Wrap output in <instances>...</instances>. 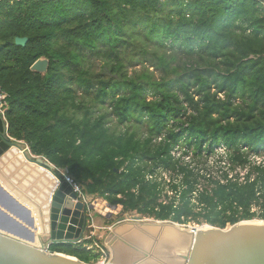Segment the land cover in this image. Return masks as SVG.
Segmentation results:
<instances>
[{"label": "trees", "instance_id": "16d2710c", "mask_svg": "<svg viewBox=\"0 0 264 264\" xmlns=\"http://www.w3.org/2000/svg\"><path fill=\"white\" fill-rule=\"evenodd\" d=\"M0 89V126L84 195L178 225L264 221V0H0ZM91 244L49 251L95 264Z\"/></svg>", "mask_w": 264, "mask_h": 264}, {"label": "water", "instance_id": "95a60500", "mask_svg": "<svg viewBox=\"0 0 264 264\" xmlns=\"http://www.w3.org/2000/svg\"><path fill=\"white\" fill-rule=\"evenodd\" d=\"M14 42L24 46L27 40ZM47 68L48 61L39 59L30 70L44 74ZM7 129L2 123L0 185L25 208L38 245L0 233V264H87L48 249L53 244L75 245L90 236L87 208L75 201L52 164L25 151ZM102 207L106 218L118 214L117 206L103 202ZM107 230L103 248L108 259L103 264H264V221H241L221 229L121 216ZM30 234L33 242L35 235Z\"/></svg>", "mask_w": 264, "mask_h": 264}, {"label": "rangeland", "instance_id": "374dc122", "mask_svg": "<svg viewBox=\"0 0 264 264\" xmlns=\"http://www.w3.org/2000/svg\"><path fill=\"white\" fill-rule=\"evenodd\" d=\"M146 66H148V65H146ZM141 69H142V66H135L131 69H128V72L130 73V71L141 70ZM149 71L153 72V68H149ZM154 74L156 76L158 75L156 72H154ZM115 124H116L115 119L109 118V125L112 127V126H115ZM20 146H22L21 143H20ZM262 159H263L262 157L256 158V161H260ZM243 174H244V172L240 171V176H243ZM86 196H87L88 204L94 205L93 210H90L89 213L87 211L85 212V214L88 215L86 225L88 227H92V232H91L89 237L82 236L80 243L76 244L77 246H75V247H78V245H83L85 240H89V241L92 240L93 244L84 245V247L86 249H93L95 254L100 253L99 261L97 263H95V264H98V263L104 262L105 260L107 261V259H108V252L103 248V240L107 234V231H108L107 229L111 226V224L121 216H140V215H137L135 213H122L121 207H118V214L117 215H112L109 218H106L105 215L107 213L105 212V208L102 207L104 201L102 199L96 197V196H88V195H86ZM253 211L257 212V215L260 213L258 208H254ZM140 217L144 220H152L149 218H144L142 216H140ZM254 221H259V220L255 219ZM188 226L205 227L208 225H206V224H201V225L188 224ZM228 226L229 225H227L226 227H228ZM98 245L102 246V248H103L102 250L104 252H101V250L98 248Z\"/></svg>", "mask_w": 264, "mask_h": 264}, {"label": "crops", "instance_id": "0c3cea01", "mask_svg": "<svg viewBox=\"0 0 264 264\" xmlns=\"http://www.w3.org/2000/svg\"><path fill=\"white\" fill-rule=\"evenodd\" d=\"M20 143L25 151H29L24 143L19 142V144ZM24 210L25 208L16 202L8 193H6L0 185V233L9 235L23 242L26 241L27 243L29 242L30 244H33V242L36 243L38 234L31 228L28 216L26 217L27 213L24 212ZM25 233L26 235H24ZM30 233H34L35 235L33 242L29 241L31 239Z\"/></svg>", "mask_w": 264, "mask_h": 264}, {"label": "built area", "instance_id": "2783aa9c", "mask_svg": "<svg viewBox=\"0 0 264 264\" xmlns=\"http://www.w3.org/2000/svg\"><path fill=\"white\" fill-rule=\"evenodd\" d=\"M16 1H19V0H16ZM36 1H39V0H36ZM6 97H7V95L4 92H2V90L0 89V118L4 122H5V114H6L7 110H8V104L6 102ZM158 141H160V139H158ZM181 150L182 149L177 147V148H175L172 151L171 155L174 158H180L181 160H183L185 162H188L189 161V156L183 155L182 154L183 150L182 151ZM218 154L219 155H224L225 154V150L220 148L218 150ZM55 169L60 174L63 175V181L70 187L72 192L76 195V200L75 201L82 202L84 204V206L87 208V212L89 213L90 212V209H89L90 205L88 204L87 196L83 194L80 186L74 182V180L72 179V177L68 174V172L66 170L57 169V168H55ZM162 176H163V178L166 179V175L165 174L162 173ZM167 194L171 195V193H169V192H167ZM100 250H101V252H104L102 249H100ZM104 262H101V263L103 264Z\"/></svg>", "mask_w": 264, "mask_h": 264}, {"label": "bare ground", "instance_id": "6f19581e", "mask_svg": "<svg viewBox=\"0 0 264 264\" xmlns=\"http://www.w3.org/2000/svg\"><path fill=\"white\" fill-rule=\"evenodd\" d=\"M27 225H28V224H27ZM28 226H29V225H28ZM28 226H27V227H28ZM23 227H24V226H23ZM205 227H206V226H205ZM24 228H25V227H24ZM11 230H12V229H11ZM25 230H26V229H25ZM22 234H23V232H22ZM24 235H26V233H25ZM22 236H23V235H22ZM30 237H31V236H30ZM27 239H29V238H27ZM30 240H31V239H30ZM25 242H26V241H25ZM28 243H29V242H28ZM31 244H32V243H31ZM33 245H36V246H37V245H38V241H36V243L33 242ZM98 264H102V263H98Z\"/></svg>", "mask_w": 264, "mask_h": 264}]
</instances>
